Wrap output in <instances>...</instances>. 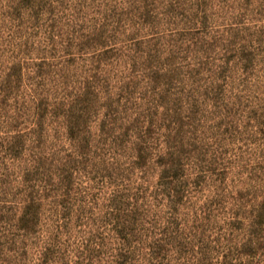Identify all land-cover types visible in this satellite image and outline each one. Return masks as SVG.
<instances>
[{
	"label": "rangeland",
	"instance_id": "374dc122",
	"mask_svg": "<svg viewBox=\"0 0 264 264\" xmlns=\"http://www.w3.org/2000/svg\"><path fill=\"white\" fill-rule=\"evenodd\" d=\"M0 264H264V0H0Z\"/></svg>",
	"mask_w": 264,
	"mask_h": 264
},
{
	"label": "trees",
	"instance_id": "16d2710c",
	"mask_svg": "<svg viewBox=\"0 0 264 264\" xmlns=\"http://www.w3.org/2000/svg\"><path fill=\"white\" fill-rule=\"evenodd\" d=\"M141 158H143V156H141ZM26 202L27 203H26V205L24 207L23 215H22V217L20 219V222L22 224H28L32 220V215H33V213H32V204H33L32 201L28 200ZM116 220H117V223H116L117 227H131L132 224H133L132 219L129 218V217H125L123 219V217L119 216V217L116 218ZM116 232H117L116 234L121 239L126 240V238H127L126 236H128V233H126V229H117Z\"/></svg>",
	"mask_w": 264,
	"mask_h": 264
}]
</instances>
